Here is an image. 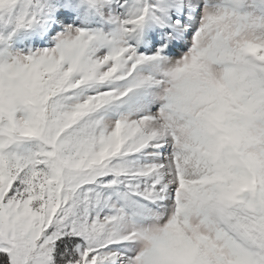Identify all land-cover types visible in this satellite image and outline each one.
Returning <instances> with one entry per match:
<instances>
[{"label": "snow or ice", "instance_id": "snow-or-ice-1", "mask_svg": "<svg viewBox=\"0 0 264 264\" xmlns=\"http://www.w3.org/2000/svg\"><path fill=\"white\" fill-rule=\"evenodd\" d=\"M0 264H264V0H0Z\"/></svg>", "mask_w": 264, "mask_h": 264}]
</instances>
